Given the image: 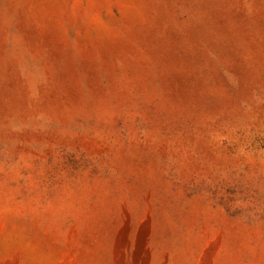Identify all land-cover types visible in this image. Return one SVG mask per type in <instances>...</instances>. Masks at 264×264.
<instances>
[{"label":"rangeland","instance_id":"374dc122","mask_svg":"<svg viewBox=\"0 0 264 264\" xmlns=\"http://www.w3.org/2000/svg\"><path fill=\"white\" fill-rule=\"evenodd\" d=\"M0 264H264V0H0Z\"/></svg>","mask_w":264,"mask_h":264}]
</instances>
